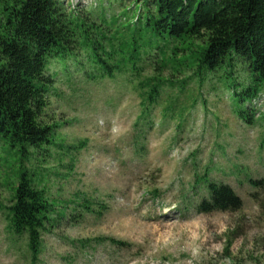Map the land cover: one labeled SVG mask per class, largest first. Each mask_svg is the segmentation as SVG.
Listing matches in <instances>:
<instances>
[{"label":"rangeland","instance_id":"obj_1","mask_svg":"<svg viewBox=\"0 0 264 264\" xmlns=\"http://www.w3.org/2000/svg\"><path fill=\"white\" fill-rule=\"evenodd\" d=\"M112 1L64 0L125 23L134 0ZM191 42L159 41L167 69L157 71L147 64L109 78L84 54L53 67L59 76L44 113L56 126L52 143L25 156L0 136V264H264V184L252 183L264 180V82L237 59L200 67ZM159 48L142 62L161 60ZM135 128L153 129L141 142ZM23 168L55 202L36 261L27 238L7 229ZM206 173L233 188L240 211H197L208 193L196 179ZM84 200L92 212L78 208Z\"/></svg>","mask_w":264,"mask_h":264},{"label":"trees","instance_id":"obj_2","mask_svg":"<svg viewBox=\"0 0 264 264\" xmlns=\"http://www.w3.org/2000/svg\"><path fill=\"white\" fill-rule=\"evenodd\" d=\"M120 2L122 5L124 0ZM134 2V9L122 5L126 12L123 17L127 18L122 23L114 13L108 17L103 7L99 12H80L70 10L64 0H0V136L12 148L32 156L52 143L56 126L45 121L44 113L59 76L53 67L71 58L78 63L81 54L102 76L113 78L128 68L139 74L147 64H153L155 71L165 69L166 52L158 42L169 38L192 40L190 45L199 51L200 67L216 70L237 59L245 65L246 73L264 82V0ZM155 47L163 53L162 59L157 63L142 62ZM156 77L150 81L151 102L158 97L157 84L162 82ZM135 129L141 134L136 139L138 144L153 128ZM140 150L145 151L143 144ZM207 174L196 179L197 185L200 180L205 182L208 193L197 205V211H240L243 201L233 188L210 180ZM17 176L18 183L7 207V229L15 236L27 238L36 261L43 233L55 223V202H50L37 185L36 173L23 168ZM252 183L260 186L264 180ZM78 208L93 211L88 200ZM64 217L60 214L58 218Z\"/></svg>","mask_w":264,"mask_h":264}]
</instances>
